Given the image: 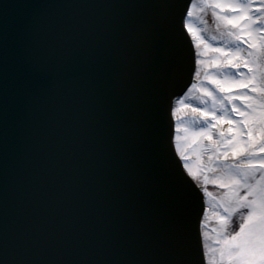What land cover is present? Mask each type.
<instances>
[{"label": "snow or ice", "instance_id": "1", "mask_svg": "<svg viewBox=\"0 0 264 264\" xmlns=\"http://www.w3.org/2000/svg\"><path fill=\"white\" fill-rule=\"evenodd\" d=\"M211 6L231 8L236 13L222 19L235 25L228 35L247 45L246 55H241L239 46L213 48L223 54L217 62L235 69L239 77L229 79L226 74L223 81L212 78L228 93L219 100L205 90L213 95L214 105L223 109V116L192 109L205 119L209 115L213 118L198 134L212 142L208 148L220 161L216 167L223 169V176L215 183L229 188L234 211L248 210L239 230L218 241V261L264 264V0L259 4L211 0ZM20 7L34 11L18 17L0 13V264H195V249L167 236L137 242L108 228H86L70 220L54 224L47 213H38V205L46 203L51 181L73 201L88 190L86 181L94 180L96 188L103 183L97 171L101 161L90 154L98 146H106L117 106V81L125 70L116 60L115 49L105 43V36L123 28L125 40L144 38L162 22L160 17L114 18L100 29L87 21L73 22L58 11L97 5L42 0ZM253 8L260 15L253 14ZM187 27L193 31L190 24ZM54 30L63 35L62 45L57 55H45L46 38ZM84 32L93 38L86 45L74 42V35ZM233 88L250 89L251 94L235 93ZM70 94L88 101L90 126L82 140H68L62 158L52 168L46 143L48 114L54 99ZM236 100L244 101V106L232 103L229 108L225 103ZM230 112L242 119L231 118ZM221 119L230 125L226 131L232 135L221 129L214 139L212 130ZM221 219L226 221L227 217Z\"/></svg>", "mask_w": 264, "mask_h": 264}, {"label": "water", "instance_id": "2", "mask_svg": "<svg viewBox=\"0 0 264 264\" xmlns=\"http://www.w3.org/2000/svg\"><path fill=\"white\" fill-rule=\"evenodd\" d=\"M39 2L42 0H0V3L6 4L1 6V12L9 17L28 15L34 10L20 6ZM46 2L97 5L58 11L73 22L87 21L100 29L106 21L114 18L131 21L141 15H158L162 22L144 38L125 40L123 28L105 36V43L115 49L116 60L124 65L125 70L117 81V106L110 121L106 146H98L90 154L91 158L101 161L97 171L103 183L96 188L94 180L86 181L88 190L80 199L73 201L56 181H51L46 203L38 205V213H47L54 224L70 220L86 228H108L114 234L127 235L137 242L167 236L177 243L193 247V214L198 201L196 188L192 184L189 187L192 196L184 187L177 194L173 169L168 159L160 155L164 141L161 135L165 130L160 97L168 93L173 75H182L186 67L183 45L174 26L180 0ZM127 4L164 7H109ZM92 38L89 32L73 37L74 42L82 45ZM62 42L63 35L54 30L46 38L44 54L57 55ZM61 107L64 108L61 115L74 117L75 124L69 132V123L58 122L65 131L63 143L49 159L52 168L62 158L68 140H82L90 126L88 101L80 95L70 94L54 99L48 114V127L54 123V114L51 113H58L56 109ZM78 130L80 135H77Z\"/></svg>", "mask_w": 264, "mask_h": 264}, {"label": "rangeland", "instance_id": "3", "mask_svg": "<svg viewBox=\"0 0 264 264\" xmlns=\"http://www.w3.org/2000/svg\"><path fill=\"white\" fill-rule=\"evenodd\" d=\"M223 2L248 3L249 0H246V2H241L240 0H223ZM252 2L254 4H259L260 0H252ZM226 9L227 8H213L211 6V0H196L192 9L191 18L189 20V24L192 26L193 31L196 32V36L200 34V32H198V26L203 23H206L209 31L214 30V27L211 24H216L217 26H221L223 28L226 27V31H219L220 33H218V35H227L230 29V24H226L222 17L231 16V13ZM232 27H235V25H232ZM211 33L213 32L211 31ZM198 45L202 53L201 55L203 56V59H201V61H204L203 64L216 65L218 62L217 59L214 58V56H216L218 52H215L213 50V48L215 47H213L212 45L210 47L209 44L202 42H199ZM225 75L226 74H224L223 76L225 77ZM212 77H215L216 79L221 81L224 80V77L219 75H212ZM231 77L232 76H229V79H231ZM204 95H207L206 92ZM208 96L210 97V95ZM181 108L182 110L187 109L185 104L181 105ZM191 111L192 110H189L188 112ZM180 131L181 132L178 137L180 143V151L188 157L187 166L189 169H191V172L194 174L196 181L198 183H203L206 178L205 165L209 162L208 160L213 159V151H206L208 149L204 147V137L198 134L199 131L197 132L193 128H190L186 123H182V130ZM222 176L223 169L215 167L214 172H212L208 177V188L210 189L209 198L211 197V199L209 201V212L207 213V218L205 219L204 223V234L210 264H227L226 261H218L219 251L217 249L220 247L218 241L222 240L226 236L235 234V232L239 230V226L246 219V212L248 211L247 209H239L234 211L230 206L231 201L229 197V188L222 187V189H220L219 187H221V185L215 183V181L220 179ZM221 217H227V220L222 221Z\"/></svg>", "mask_w": 264, "mask_h": 264}]
</instances>
